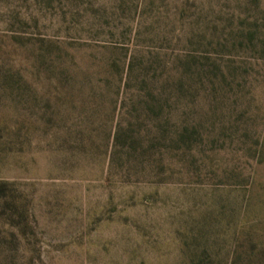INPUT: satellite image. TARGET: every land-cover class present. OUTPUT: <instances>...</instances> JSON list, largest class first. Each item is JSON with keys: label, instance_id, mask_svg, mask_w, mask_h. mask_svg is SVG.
Wrapping results in <instances>:
<instances>
[{"label": "rangeland", "instance_id": "obj_1", "mask_svg": "<svg viewBox=\"0 0 264 264\" xmlns=\"http://www.w3.org/2000/svg\"><path fill=\"white\" fill-rule=\"evenodd\" d=\"M0 180V264H264V0H0Z\"/></svg>", "mask_w": 264, "mask_h": 264}, {"label": "trees", "instance_id": "obj_2", "mask_svg": "<svg viewBox=\"0 0 264 264\" xmlns=\"http://www.w3.org/2000/svg\"><path fill=\"white\" fill-rule=\"evenodd\" d=\"M12 185L13 184L8 181L0 180V200L3 202V208L16 213V206L13 202L15 195H13V189L11 187ZM13 217H15V214H13ZM14 219L15 220H11L12 222L14 221L13 225H19L20 221L22 220L21 218L16 217Z\"/></svg>", "mask_w": 264, "mask_h": 264}]
</instances>
